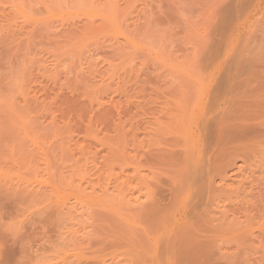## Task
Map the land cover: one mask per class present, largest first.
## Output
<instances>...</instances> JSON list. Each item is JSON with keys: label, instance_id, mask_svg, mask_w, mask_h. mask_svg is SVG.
Wrapping results in <instances>:
<instances>
[{"label": "rangeland", "instance_id": "rangeland-1", "mask_svg": "<svg viewBox=\"0 0 264 264\" xmlns=\"http://www.w3.org/2000/svg\"><path fill=\"white\" fill-rule=\"evenodd\" d=\"M0 264H264V0H0Z\"/></svg>", "mask_w": 264, "mask_h": 264}, {"label": "bare ground", "instance_id": "bare-ground-1", "mask_svg": "<svg viewBox=\"0 0 264 264\" xmlns=\"http://www.w3.org/2000/svg\"><path fill=\"white\" fill-rule=\"evenodd\" d=\"M242 9H244V7H242ZM237 11H238V10H237ZM230 12H232V9H231ZM232 14H233V13H232ZM238 15H239V14H238ZM227 45H228V44H227ZM236 45H237V44H236ZM239 46H240V45H239ZM239 46H238V47H239ZM214 49H215V47H214ZM216 51H217V50H216ZM217 56H218V55H217ZM215 64H216V63H215ZM228 64H229V63H228ZM229 66H230V65H229ZM229 66H227V67H229ZM227 67H226V68H227ZM228 69H230V68H228ZM225 70H227V69H225ZM228 71H229V70H228ZM233 72H234V71H233ZM225 74H226V73H225ZM226 75H227V74H226ZM220 76H221V75H220ZM222 76H223V75H222ZM220 78H221V77H220ZM224 78H225V77H224ZM216 79H217V78H216ZM198 85H199V84H198ZM228 85H229V84H228ZM228 85H227V86H228ZM230 85H231V84H230ZM213 88H214V87H213ZM220 88H222V87L220 86ZM213 91H214V90H213ZM229 93H230V92H229ZM210 94H212V93H210ZM217 96H218V95H217ZM227 96H228V95H227ZM229 96H230V95H229ZM209 98H210V97H209ZM213 100H214V99H213ZM220 102H221V101H220ZM214 103H215V102H214ZM217 103H219V102H217ZM248 104H250V103H248ZM213 105H215V104H213ZM217 106H218V105H217ZM217 106H216V107H217ZM248 106H249V105H248ZM209 107H210V106L208 105V108H209ZM249 107H250V106H249ZM208 108H207V109H208ZM218 108H219V106H218ZM213 109H214V108H213ZM216 110H218V109H216ZM215 112H216V111H215ZM231 112H232V111H231ZM231 112H230V113H231ZM227 113H228V111H227ZM229 115H230V114H229ZM253 115H255L256 117H258L256 114H253ZM218 116H219V115H218ZM253 117H254V116H252L251 118H250V117H249V118L247 117V118H248V120H249V119H252ZM201 120H202V119H201ZM206 121H207V120H206ZM222 121H223V119H222ZM249 121H251V120H249ZM201 122H202V121H201ZM206 124H207V123H206ZM214 124H215V123H214ZM251 124H252V123H251ZM239 125H240V124H239ZM252 125H253V124H252ZM255 125H258V124H255ZM236 126H237V125H236ZM243 126H244V125H243ZM245 126H246V125H245ZM245 126L243 127V128H244V131H245ZM247 126H248V125H247ZM258 126H259V125H258ZM207 127H208V126H207ZM209 127H210V126H209ZM217 127H218V126H217ZM237 127H241V128H242V126H237ZM249 127H250V125H249ZM260 127H261V126H260ZM243 128H242V129H243ZM257 128H258V127H257ZM259 129H260V128H259ZM204 130H205V129H204ZM210 130H211V129H210ZM240 130H241V129H240ZM242 131H243V130H242ZM244 131H243V132H244ZM255 131H256V130H255ZM209 132H210V131H209ZM209 132H208V135H209ZM252 132H253V131H252ZM202 135H203V134H202ZM244 135H245V134H244ZM207 144H208V143H207ZM208 147H209V146H208ZM251 149H252V148H251ZM254 149H255V148H254ZM257 150H258V149H257ZM250 151H251V150H250ZM258 152H259V151H258ZM255 153H256V152H255ZM262 153H263V151H262ZM250 154H251V153H250ZM260 154H261V153H260ZM256 155H257V154H256ZM210 157H211V156H210ZM205 158H206V155H205ZM207 162H208V161H207ZM208 166H209V165H208ZM218 172H219V171H218ZM213 173H215V172H213ZM213 173H212L211 175L208 174V176H205L206 174L203 175V176L207 177V179L209 180L210 184H212V182L215 184V182H214V181H215V180H214L215 176L212 177V175H215V174H213ZM217 174H219V173H217V171H216V175H217ZM192 178L195 179V177H192ZM197 179H198V174H197ZM205 179H206V178H205ZM195 180H196V179H195ZM213 180H214V181H213ZM197 181H198V180H197ZM189 182H190V180H189ZM205 182H206V181H205ZM190 183H191V182H190ZM188 184H189V183H188ZM193 184H194V182H193ZM196 184H197V183H195V185H196ZM208 185H209V184H208ZM212 186H213V185H212ZM213 188H214V187H213ZM214 189H215V188H214ZM214 189H213V190H214ZM213 190H211V191H213ZM215 190H216V189H215ZM204 191H205V190H204ZM213 192H215V191H213ZM209 193H210V192H209ZM211 193H212V192H211ZM211 193H210V194H211ZM222 193H224V192H222ZM195 194H196V193H195ZM193 195H194V194H193ZM213 195H214V194H213ZM194 196H195V195H194ZM217 196H218L217 199H219L220 194L217 195ZM211 197H212V195H210L208 199H210ZM189 198H190V197H189ZM193 198H194V197H193ZM195 198H196V197H195ZM198 199H199V198H198ZM208 199H207V200H208ZM210 201H211V200H210ZM192 202H193V201H192ZM195 203H196V202H195ZM197 203H198V202H197ZM210 203H211V202H210ZM210 203H209V204H210ZM212 203H213V202H212Z\"/></svg>", "mask_w": 264, "mask_h": 264}]
</instances>
